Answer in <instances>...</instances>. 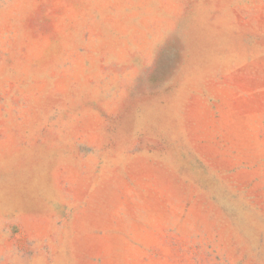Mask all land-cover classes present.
I'll use <instances>...</instances> for the list:
<instances>
[{"label": "rangeland", "instance_id": "rangeland-1", "mask_svg": "<svg viewBox=\"0 0 264 264\" xmlns=\"http://www.w3.org/2000/svg\"><path fill=\"white\" fill-rule=\"evenodd\" d=\"M0 264H264V0H0Z\"/></svg>", "mask_w": 264, "mask_h": 264}]
</instances>
